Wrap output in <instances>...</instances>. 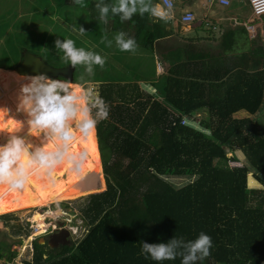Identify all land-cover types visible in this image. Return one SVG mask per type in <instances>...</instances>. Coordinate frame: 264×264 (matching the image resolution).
I'll list each match as a JSON object with an SVG mask.
<instances>
[{
	"label": "trees",
	"instance_id": "1",
	"mask_svg": "<svg viewBox=\"0 0 264 264\" xmlns=\"http://www.w3.org/2000/svg\"><path fill=\"white\" fill-rule=\"evenodd\" d=\"M86 7L91 18L107 20L108 31L126 34L135 45L152 49L165 35L150 9L126 17L108 0ZM252 42L233 74L225 66L183 76L169 70L154 95L134 77L96 83L98 101L88 104L94 128L82 109L78 135L61 134L66 144L54 145L52 154L73 180L70 174L83 163L98 170L99 151L106 189L90 194L80 209L86 232L79 240L56 248L34 240L30 260L22 264H264V46ZM238 112L245 116L233 118ZM183 118H198L197 127L181 125ZM37 134L15 139V146L38 142L50 148ZM235 149L245 165L230 168ZM249 173L262 189L247 187ZM11 187L0 184V192ZM14 209L3 203L0 214ZM0 236V260L12 264L17 252L11 246L20 247L21 240L1 230Z\"/></svg>",
	"mask_w": 264,
	"mask_h": 264
},
{
	"label": "rangeland",
	"instance_id": "2",
	"mask_svg": "<svg viewBox=\"0 0 264 264\" xmlns=\"http://www.w3.org/2000/svg\"><path fill=\"white\" fill-rule=\"evenodd\" d=\"M86 1L88 0H77L75 6L72 3L66 4V0H0V100L1 95L3 97L0 112L2 105L6 107V112L3 111L5 114H0V147L4 148L0 155V184L12 183L14 187L11 190H1L0 206L4 203L15 207L8 213L0 214V230L6 232L11 240H21L20 247L11 246L17 252L12 264L30 260L32 241L37 240L40 245L47 244L49 236L61 228L72 230L68 242L73 243L86 232L80 209L85 206L91 192L81 193V190L85 183L84 176L92 173L86 171L87 167L92 171L95 168L83 163L79 173L70 174L71 177L75 176L73 180H69L66 178L65 163L52 153L54 145L66 144L65 140L60 139L65 138L61 134L72 131L78 135L80 125L76 116L82 109L86 111L94 128V117L88 104L98 101L96 83L118 82L123 79L131 81L134 73L145 79L142 85L144 88H147L146 81H150L152 64L140 74L130 68L136 64L133 48L139 47L128 43V38L122 32L108 31L110 25L107 20L91 18ZM175 11L178 13L179 9ZM259 19L263 20L264 16L254 20ZM23 50L40 56L53 67L74 65V78L84 84H74L71 88L67 85L69 92L54 99L42 85L47 80L10 73L16 67ZM22 77L28 79H22V83L18 84L17 78ZM19 111L22 115H18ZM242 116L244 115H235L233 118H243ZM195 120L196 118L193 122ZM37 132H40L37 137L49 142L50 148L45 143L38 142L28 144L27 149L15 146V139L27 138L29 141L30 137L35 139ZM95 143L98 151L96 136ZM98 155V170H94L92 174H101L104 185L99 191H104L106 185L99 151ZM233 155L237 161L231 160V163L245 165L239 150L235 149ZM227 156L230 157L231 154L228 153ZM76 157L81 155L70 156ZM250 179L254 181V186L248 185ZM172 182L177 186L183 183L180 179ZM246 185L248 188L262 189L251 173L247 174ZM61 186H65V189H61ZM38 196L43 199L38 201ZM47 213H57L58 216L48 218ZM5 218H9L8 224ZM14 223L20 225L16 232ZM41 224L46 229L35 235L38 231L36 227ZM26 232L29 233L27 236ZM0 264L9 263L0 260Z\"/></svg>",
	"mask_w": 264,
	"mask_h": 264
},
{
	"label": "crops",
	"instance_id": "3",
	"mask_svg": "<svg viewBox=\"0 0 264 264\" xmlns=\"http://www.w3.org/2000/svg\"><path fill=\"white\" fill-rule=\"evenodd\" d=\"M94 1L104 3L106 0H88L86 3ZM108 1L116 8H123L126 17L142 12L144 9H151L160 3V0ZM172 1L174 11L171 18L164 21L153 20L154 24L162 26L165 35L153 43L152 49L131 43L129 37L124 34L128 38V43L139 47L133 48L136 64L130 68L140 74L152 64L150 81H146L147 88L142 86L145 79L133 72L134 79H137L141 90L146 93L156 94L161 89L166 77L170 75L169 70L176 71L180 73V76H183L191 75L192 72L196 74L200 68H202V72L204 69L205 74H208L210 71L206 70V66L208 68L213 66L216 69L225 66L227 69L233 68V74L238 69L242 56L251 51L253 40H258L264 46V19L254 20L258 18L252 17L246 0H230L228 7L222 6L217 0ZM70 3L76 6L77 0H66V4ZM177 9H179L178 13L175 11ZM185 12L193 14L192 22L182 23L180 21L181 15ZM214 74L215 72H212L208 75L210 79ZM22 79L28 78H17L18 84L22 83L20 82ZM13 80L15 79L13 78ZM16 101L17 99L15 100V110L17 109ZM2 103L3 98L0 105ZM1 107L0 114L3 115L6 112V107L4 105ZM17 113L22 115L21 111ZM195 115L199 116L198 113ZM235 115L245 116V113L238 112L233 117ZM21 117L19 116V118ZM195 121L198 122V118Z\"/></svg>",
	"mask_w": 264,
	"mask_h": 264
},
{
	"label": "water",
	"instance_id": "4",
	"mask_svg": "<svg viewBox=\"0 0 264 264\" xmlns=\"http://www.w3.org/2000/svg\"><path fill=\"white\" fill-rule=\"evenodd\" d=\"M13 71L20 75L34 76L41 80H47L48 82H43L42 85L46 92L54 99H58L69 92L70 88L67 85L76 84L74 82V65L71 64L61 68L53 67L48 65L40 56L24 50L21 51L19 61ZM84 177L85 183L83 184L81 193L91 192V194H94L102 192L99 191L102 186L99 175L88 173ZM69 236L70 232L61 228L58 232L49 236L47 246L49 248L66 246L69 244ZM41 243L43 244L44 241Z\"/></svg>",
	"mask_w": 264,
	"mask_h": 264
},
{
	"label": "built area",
	"instance_id": "5",
	"mask_svg": "<svg viewBox=\"0 0 264 264\" xmlns=\"http://www.w3.org/2000/svg\"><path fill=\"white\" fill-rule=\"evenodd\" d=\"M219 4L222 6L228 7L230 5V0H217ZM250 13L252 17L255 18H260L264 16V0H246ZM174 8V3L172 0H160L159 5H155L150 9V15L153 19L156 20H169L171 18L172 10ZM194 19L193 14L191 12H185L181 15L180 21L182 23H190ZM249 27V26H248ZM190 122L187 121L185 118L181 120V125H186L189 124ZM192 124L193 127H197L198 122H191L190 125ZM193 124H196L194 126ZM228 165L230 168H237L236 165L241 167L238 163L234 162L231 163L228 161ZM67 231L72 233L71 229H68ZM76 232V230H75Z\"/></svg>",
	"mask_w": 264,
	"mask_h": 264
},
{
	"label": "bare ground",
	"instance_id": "6",
	"mask_svg": "<svg viewBox=\"0 0 264 264\" xmlns=\"http://www.w3.org/2000/svg\"><path fill=\"white\" fill-rule=\"evenodd\" d=\"M15 72V71H14ZM16 73V72H15ZM17 74V73H16ZM58 216V214L57 213H47L46 214V217H48V218H52V219H54V218H56ZM46 229V227L44 226V225H39V227H36V233H35V235H38V234H40L41 232H43L44 230Z\"/></svg>",
	"mask_w": 264,
	"mask_h": 264
},
{
	"label": "flooded vegetation",
	"instance_id": "7",
	"mask_svg": "<svg viewBox=\"0 0 264 264\" xmlns=\"http://www.w3.org/2000/svg\"><path fill=\"white\" fill-rule=\"evenodd\" d=\"M70 237V236H69Z\"/></svg>",
	"mask_w": 264,
	"mask_h": 264
}]
</instances>
